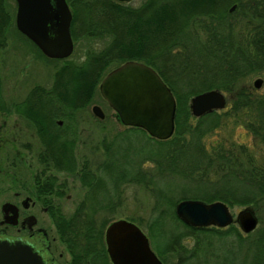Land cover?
I'll return each instance as SVG.
<instances>
[{
	"label": "trees",
	"instance_id": "obj_1",
	"mask_svg": "<svg viewBox=\"0 0 264 264\" xmlns=\"http://www.w3.org/2000/svg\"><path fill=\"white\" fill-rule=\"evenodd\" d=\"M68 2L75 42L100 38L104 46L89 49L83 61L58 59L62 65L53 84L34 86L12 106L0 71V110L12 108L30 120L45 146L44 165L78 172L87 188L74 213L61 207L53 213L72 264H113L105 228L119 219L113 215L121 205L117 197L135 183L152 195L153 209L146 225L140 217L125 219L145 228L164 264H264V151L259 155L234 138L207 141L217 129L242 125L258 148L264 146V91L247 82L264 76V0H144L138 6L120 0ZM12 26L17 28L16 10L10 0H0V49L8 46ZM130 60L154 67L172 89L175 133L160 140L126 126L105 142L107 158L96 171L86 162L77 171L73 137L78 129L69 135L63 130L70 129L76 110L91 104L111 67ZM210 89L228 95L227 108L194 116L191 98ZM59 118L66 121L64 127L57 124ZM137 137L146 143L138 144ZM38 180L41 194L61 187L52 174ZM187 198L252 207L259 226L249 234L237 223L193 227L176 213ZM104 209L114 213L100 218Z\"/></svg>",
	"mask_w": 264,
	"mask_h": 264
},
{
	"label": "water",
	"instance_id": "obj_2",
	"mask_svg": "<svg viewBox=\"0 0 264 264\" xmlns=\"http://www.w3.org/2000/svg\"><path fill=\"white\" fill-rule=\"evenodd\" d=\"M16 26L49 58L65 59L74 52L75 42L71 26L73 12L68 0H15ZM130 2L132 0H120ZM234 4L230 11H234ZM264 79L259 77L254 86L260 89ZM100 90L110 106L126 126L142 128L154 138L165 140L176 130L177 100L169 85L152 66L130 60L111 70L102 80ZM227 94L210 89L192 97V114L201 117L227 107ZM101 118L105 114L99 105L93 107ZM30 198L24 200L28 206ZM3 224L19 223V207L6 202L2 206ZM178 217L193 227L217 226L225 228L237 223L243 233L249 234L259 226V217L252 207L242 209L237 217L230 206L221 200L206 202L201 199H183L176 206ZM37 218L30 216V225ZM107 250L113 264H164L152 248L149 236L135 222L128 219L113 221L106 230ZM0 264H47L29 241V237H13L0 233ZM57 264V263H56Z\"/></svg>",
	"mask_w": 264,
	"mask_h": 264
},
{
	"label": "rangeland",
	"instance_id": "obj_3",
	"mask_svg": "<svg viewBox=\"0 0 264 264\" xmlns=\"http://www.w3.org/2000/svg\"><path fill=\"white\" fill-rule=\"evenodd\" d=\"M143 1L132 0L130 4L138 6ZM10 3L17 12V2L10 0ZM104 44V41L100 38H82L75 42L74 52L68 58L77 62L83 61L89 49H100ZM45 56L24 35L22 36L16 27L12 26L8 46L5 49H0V71L4 79L3 92L10 106L23 100L34 86L44 85L50 87L53 84L55 72L62 65V61ZM114 68H116L115 65L110 70ZM259 77L264 79V76H254L248 79L247 82L250 80V83L254 85ZM259 91H264V84ZM99 92L89 106L76 110L74 113L78 120V131L73 137L76 138L74 152L78 164L77 171L85 165V162L96 171V166L102 165L107 158L103 146L105 142L111 141L115 135L122 132L126 127L120 120L118 113L103 97L101 90ZM95 105H99L103 109L104 118L94 113L93 107ZM228 138L248 143L259 155L264 151V146L258 148L253 136L242 125L235 127L233 130L225 127L217 129L209 134L207 141L210 144L218 139ZM137 139L138 144L146 143L142 137H137ZM42 152L45 155V146L35 125L30 120L17 114L12 108L7 111L0 110V229L4 226V224H1V221L4 220L2 210L4 203L13 202L23 208L20 202L21 199L27 196L36 197L37 179L42 178L40 171L45 167L40 157ZM47 170L49 171V169ZM50 173L56 175L58 183L62 185V194L58 195L56 193L61 198L54 199L55 196L48 198L41 196L38 198L39 203L30 208L27 213H34L38 217V225L45 226L50 230L51 237L55 239L53 248L56 253L64 252L65 258L62 261L65 264H72L69 249L61 240L57 226H54L49 214L44 211L42 206L52 205V216L57 207H61L68 215L72 214L78 204L86 197L87 188L83 186L78 172H59L52 167ZM17 192L21 193L20 197H16ZM117 199V203L121 202V205L118 203L120 206L117 207L115 213L109 211V209H104L98 216L102 218L105 215L112 216V213H114L113 215L119 219L123 216L124 218L128 216L140 217L146 225L153 209L154 198L142 185L135 183L126 186ZM246 207L248 206L236 205L230 207V209L237 217L238 213ZM256 214L258 216L257 212ZM109 225H106L105 233ZM142 229L147 233L144 227ZM8 233L10 235L17 234V227H10ZM104 242L107 246L106 235Z\"/></svg>",
	"mask_w": 264,
	"mask_h": 264
},
{
	"label": "flooded vegetation",
	"instance_id": "obj_4",
	"mask_svg": "<svg viewBox=\"0 0 264 264\" xmlns=\"http://www.w3.org/2000/svg\"><path fill=\"white\" fill-rule=\"evenodd\" d=\"M74 42H75V40H74ZM77 123H78L77 116L73 115L72 116V122L70 124V129L65 130L64 134L69 135V134L73 133V130L77 129V127H78ZM57 124L59 126H61V127H64L65 124H66V121L63 118H59L57 120ZM48 167H50L51 169L48 168ZM52 167L56 171L68 173V171H66L65 169L60 170V169L56 168L54 165H45L44 168L41 167L42 169L40 171V174L42 175V179L43 178L44 179L47 178L48 173H50V170H52ZM47 169H49V171ZM50 174H52V173H50ZM52 175H54V174H52ZM54 176H56V175H54ZM37 181H39V180L37 179ZM57 184L61 185L58 182H57ZM36 191L37 192H36V197L35 198H32L31 196H27L24 199L20 200L21 205H22L23 208H21L18 204L14 203V204H16L19 207V223L17 225L4 224L3 228L0 229V233L5 232V233L9 234L8 230H9L10 227H12V226L13 227H17L18 233L15 234V235H10L9 234L10 236H13V237H25V236H28L30 243L32 245H34V247L38 250V252H40L42 255H44L47 264H56V263L57 264H65L62 261V259L65 258V253L64 252H60L59 254H57L55 249L53 248V243H54L55 239H54V237L53 238L51 237L50 230L47 227H45V226L38 225V217L34 213H27V211L30 208L36 206L39 203L38 198L41 197V196H44L46 198L51 197V196H55L54 199L61 198V197L58 196V195H61L59 193H62L61 187L55 189L52 192H47V193H42V194L38 192L37 188H36ZM50 193H52V194H50ZM56 193L58 195H56ZM20 196H21V193L17 192L16 193V197H20ZM27 198H30V203L28 204V206H25L24 205V200L27 199ZM42 208L44 209V211L46 213L49 214V217L51 218V221L54 223V226L56 227V223L54 222V218L51 215V213L53 211L52 210L53 209L52 205H50V204L49 205H44V206H42ZM30 216H35L37 218L36 223L34 225H30L29 222H28V218ZM1 224H3L2 221H1ZM69 255L71 256L70 252H69ZM67 264H70V263H67Z\"/></svg>",
	"mask_w": 264,
	"mask_h": 264
}]
</instances>
